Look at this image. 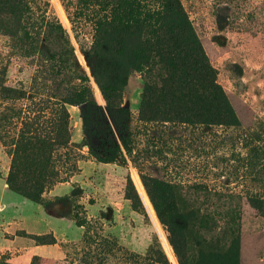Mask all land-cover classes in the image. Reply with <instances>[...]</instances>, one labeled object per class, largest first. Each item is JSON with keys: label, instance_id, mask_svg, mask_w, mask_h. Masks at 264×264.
<instances>
[{"label": "rangeland", "instance_id": "obj_1", "mask_svg": "<svg viewBox=\"0 0 264 264\" xmlns=\"http://www.w3.org/2000/svg\"><path fill=\"white\" fill-rule=\"evenodd\" d=\"M180 1L216 71L235 126H141L137 118L145 72L140 70L129 74L122 94L127 130L123 135L116 130L80 47L90 43L106 21H134L136 14L149 8L148 0H138L137 13L132 12L134 0H26L28 13L22 17L26 23L17 29L13 22L18 17L12 16L3 24L0 115L9 117L4 108L10 107L23 119L40 115L39 122L49 126L62 111L68 146L55 155L59 179L65 182L46 191L35 205L4 187L13 148L10 137L21 126L16 122L15 129L11 127L6 147L0 144V177L4 178H0V235L14 231L28 243L52 246L55 241L48 234L21 231L35 230L33 218L39 228L45 225L39 219L47 211L74 224L61 227L69 238L79 239L61 244L60 258L70 264H264V169L260 167L264 165V0ZM56 25L65 30L76 65L84 73L81 80L69 82L56 73L63 59L49 47L62 41L45 34ZM43 46L49 51L37 52ZM83 99L101 106L103 121L121 146L116 161H98L84 146L86 140L100 151L109 140L96 131H89L86 138L82 110L76 104ZM123 139L129 140L134 163L121 145ZM249 161L255 164L252 170L246 169ZM143 179L151 190L149 180L180 186L183 194L175 204H203L210 212L230 207L239 213L238 234L230 241L216 233L220 221L213 230L211 224L194 217L185 223L188 231L183 240L172 237L176 251L156 217ZM194 185L210 194L191 198L194 195L186 189ZM227 193L238 197L231 203L214 195ZM193 222L196 225L191 226ZM230 244L234 247L228 248ZM33 258L39 264V258ZM1 259L7 262L8 257Z\"/></svg>", "mask_w": 264, "mask_h": 264}, {"label": "trees", "instance_id": "obj_2", "mask_svg": "<svg viewBox=\"0 0 264 264\" xmlns=\"http://www.w3.org/2000/svg\"><path fill=\"white\" fill-rule=\"evenodd\" d=\"M134 1L136 2L132 12L137 13L138 0ZM148 3L149 8L142 15L136 14L134 21L104 22L96 31L93 40L80 47L116 130L120 131V135L127 130L122 94L129 74L140 70L145 72L137 118L141 126H235V116L217 82L216 71L209 64L181 1L148 0ZM25 13H28L26 0L0 2V28L8 23L6 21L10 17L16 16L18 18L13 24L20 29L26 23L22 20ZM45 34L53 40L62 41V44L53 46L52 43L49 47L54 56L61 61L63 59L61 67H58L61 71L58 69L57 75L64 74L69 82L81 80L84 73H80L76 65L74 51L67 41L65 30L56 25L53 29L49 27ZM49 48L43 46L37 52H47ZM0 89L3 90L4 87L0 86ZM76 104L83 106L81 110L86 138L89 131H96L100 135H106L109 140L103 142L104 150L100 151L95 150L85 140L84 146L88 147L89 154L101 162L116 161L120 158L121 146L114 141L112 131L106 121H103L101 106L85 99ZM4 110L9 112L10 116L0 115V144L5 146V139L11 134L10 129L14 128L16 122L21 126L19 133L10 137L9 143L13 148L10 150L11 163L5 183L11 192L37 205L46 191H50L58 183L65 182L59 179L55 155L59 149H67L68 146L64 123L66 116H60L61 111L48 126L44 125L45 122H39L40 115L23 119L13 108ZM128 142V139H123L121 145L134 163L133 151L127 147ZM256 156L254 154L252 159L256 160ZM253 161L247 163V170L255 168ZM260 167L264 169V165ZM143 181L156 217L160 225L168 231L171 237L169 241L176 251V242L172 237L182 239L188 231L185 223L194 217L202 224H211L213 230L217 229V222L220 221L222 227L217 229L216 233L230 241L238 234L239 213L229 210L230 207L210 212L203 204L198 207L192 203L190 207L175 204V198L183 194L180 186L149 180L153 189L151 190L146 180ZM186 190L194 195L191 197L194 199L210 194L206 188L195 185ZM214 195L231 203L238 197L232 193ZM64 198L65 196L57 201ZM190 208H193V211L187 213ZM193 224L195 222L191 226ZM230 246L233 245L230 244L228 248ZM234 259L236 258L233 257ZM35 260L33 258L30 264H36ZM0 264L9 263L1 259Z\"/></svg>", "mask_w": 264, "mask_h": 264}, {"label": "crops", "instance_id": "obj_3", "mask_svg": "<svg viewBox=\"0 0 264 264\" xmlns=\"http://www.w3.org/2000/svg\"><path fill=\"white\" fill-rule=\"evenodd\" d=\"M0 178L4 180L3 177ZM4 187L5 189L9 190L7 188L5 180ZM41 212L42 211H40L38 215ZM43 215L44 216H42V218L39 220L45 222V225L39 228L37 219L33 218L34 221L33 219H31L28 220V222L33 221V223H35V225L37 226L35 227V230L23 229L21 231H24L27 235L32 234L41 236L48 234L52 236L55 243L52 246L31 244L25 241L29 240L24 236H16L14 234V231L12 232L9 230H5L0 235V259L4 256H7V263L9 264H30L32 258L35 256L39 258V264H70L69 262H64V256L63 258H60L59 251L62 249L61 244L65 245L72 241L79 240L78 238H69V236L63 231V228L61 229V227L69 229L70 225L73 224L72 221L66 217L50 215V213L47 211H43ZM64 223H67L66 226H64ZM23 225H21L20 227L22 228ZM8 226L11 227L13 225L12 223L11 225L10 223H8Z\"/></svg>", "mask_w": 264, "mask_h": 264}, {"label": "water", "instance_id": "obj_4", "mask_svg": "<svg viewBox=\"0 0 264 264\" xmlns=\"http://www.w3.org/2000/svg\"><path fill=\"white\" fill-rule=\"evenodd\" d=\"M83 106H81V108H82Z\"/></svg>", "mask_w": 264, "mask_h": 264}]
</instances>
